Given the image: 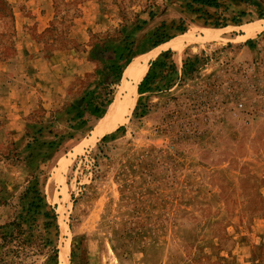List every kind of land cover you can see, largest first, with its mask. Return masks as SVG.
<instances>
[{"label":"rangeland","instance_id":"1","mask_svg":"<svg viewBox=\"0 0 264 264\" xmlns=\"http://www.w3.org/2000/svg\"><path fill=\"white\" fill-rule=\"evenodd\" d=\"M50 8L25 45L0 0V264H264V0Z\"/></svg>","mask_w":264,"mask_h":264},{"label":"bare ground","instance_id":"2","mask_svg":"<svg viewBox=\"0 0 264 264\" xmlns=\"http://www.w3.org/2000/svg\"><path fill=\"white\" fill-rule=\"evenodd\" d=\"M258 29H259L258 25L257 26L247 25V28L245 30H246V34L248 36H250V35L254 34L255 32H257ZM207 37H210V36H207ZM181 39H183V38L181 37ZM181 45L182 44H181L180 40L174 39V40H171V41H169V42H167V43H165V44H163V45H161V46H159L153 50L155 52L160 47L166 48L169 46L178 48ZM148 53L142 55L140 60L131 64L126 69L125 76H130V77H132L134 82H138L142 78V76L144 75V73L146 71L147 61H148L149 55H150ZM140 61H142L143 63H141ZM133 104H134V98L130 99L128 95H126L123 98L116 97V99L113 101V103L112 104L110 103L107 111L99 119L97 126L96 127L94 126L95 129L93 130L92 136L90 139L93 141L97 137H101L102 135L113 131L118 125L123 123L124 120L126 119L127 115L129 114L130 109L132 108ZM61 252L62 251H60L59 253H61ZM60 255H62V254H60Z\"/></svg>","mask_w":264,"mask_h":264},{"label":"crops","instance_id":"3","mask_svg":"<svg viewBox=\"0 0 264 264\" xmlns=\"http://www.w3.org/2000/svg\"><path fill=\"white\" fill-rule=\"evenodd\" d=\"M9 3L13 6L14 14H16L15 12L18 14L15 21H19L17 24L22 34H24L23 28L25 25L31 26L32 29L40 33L52 18L51 0H9ZM23 38L25 45L33 44L28 34H24ZM53 53L58 56L71 52L54 50Z\"/></svg>","mask_w":264,"mask_h":264},{"label":"trees","instance_id":"4","mask_svg":"<svg viewBox=\"0 0 264 264\" xmlns=\"http://www.w3.org/2000/svg\"><path fill=\"white\" fill-rule=\"evenodd\" d=\"M191 1H192L193 3H198V4H201V5H206V4H209L210 1H212V0H191ZM148 78H149V75L146 74L145 77H144V80L146 81ZM108 93L110 94V91H109ZM107 102H109L108 97H106V98L101 102V105H104V103H107ZM119 129H120V127H119L117 130H119ZM108 137H109V138H112L113 135L110 134ZM103 138H105V137H103ZM10 224H11V225H14V227H16V231H15V232H17V233H22L23 229L21 228V225H20L19 223L11 222ZM13 238H14V234H12V233H10V234H2V233H0V240H1L2 242H4V243H5V242H9V241H10L11 239H13ZM29 239H30V238H29ZM29 239H26V240L22 241L23 244L30 243V240H29ZM31 243H32V242H31ZM47 244H49V241H48V240L44 241V243H42L41 247H46ZM20 248H22V250L19 249V250H21V251H19V253H21V252L24 251L23 248H25V246H23V247L20 246ZM49 249H50V253H52V255H50V253L48 254L49 257L47 258V261L50 260V259H52V260L55 262V260H56V258H57V251H56V249H55L54 247L49 248ZM17 253H18V252H17ZM45 264H50V263H49V262H46Z\"/></svg>","mask_w":264,"mask_h":264}]
</instances>
